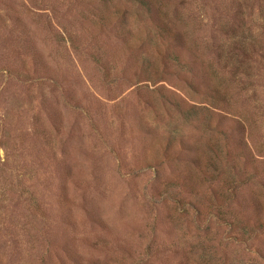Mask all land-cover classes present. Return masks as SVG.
Here are the masks:
<instances>
[{
	"label": "rangeland",
	"instance_id": "1",
	"mask_svg": "<svg viewBox=\"0 0 264 264\" xmlns=\"http://www.w3.org/2000/svg\"><path fill=\"white\" fill-rule=\"evenodd\" d=\"M0 264H264V0H0Z\"/></svg>",
	"mask_w": 264,
	"mask_h": 264
}]
</instances>
